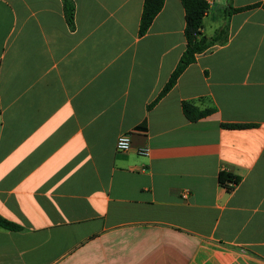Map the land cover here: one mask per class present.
Returning <instances> with one entry per match:
<instances>
[{
  "label": "crops",
  "instance_id": "obj_1",
  "mask_svg": "<svg viewBox=\"0 0 264 264\" xmlns=\"http://www.w3.org/2000/svg\"><path fill=\"white\" fill-rule=\"evenodd\" d=\"M72 1L68 24L62 0H0V216L20 225L0 264H264V9L211 0L201 32L226 40L148 109L185 48L181 0L142 35L143 0Z\"/></svg>",
  "mask_w": 264,
  "mask_h": 264
},
{
  "label": "trees",
  "instance_id": "obj_2",
  "mask_svg": "<svg viewBox=\"0 0 264 264\" xmlns=\"http://www.w3.org/2000/svg\"><path fill=\"white\" fill-rule=\"evenodd\" d=\"M226 12L241 11L249 7L261 6L264 9V1L258 2L249 6L235 8L231 5V0H226ZM164 3V0H143L142 11L140 15V21L138 26V33L144 34L149 28L153 18L160 11ZM182 7L184 9V37L185 48L181 53L179 60L173 70L171 71L167 81L164 83L160 92L156 97L148 104V109L157 103L176 83L180 74L184 69L195 60V56L211 47L216 43H221L226 40V28L223 26L216 29L211 36L202 34L201 29L203 26V17L208 10V3L205 0H181ZM62 6L64 16L68 24H72L74 16V3L72 0H62ZM181 108L184 116L190 121H196L201 117L210 114L213 111L212 107L204 109L198 108L190 101H183ZM226 127H245L248 124H221ZM140 127H143L140 126ZM218 180L221 185H225L227 181L233 180L238 182V177L233 176L228 172L221 171L218 174ZM0 226L9 230L20 229V225L7 220L0 216Z\"/></svg>",
  "mask_w": 264,
  "mask_h": 264
},
{
  "label": "built area",
  "instance_id": "obj_3",
  "mask_svg": "<svg viewBox=\"0 0 264 264\" xmlns=\"http://www.w3.org/2000/svg\"><path fill=\"white\" fill-rule=\"evenodd\" d=\"M207 3H210L211 0H205ZM115 147L119 151H127L131 147L130 137L127 134H120L115 141ZM138 153L146 154L147 148H140ZM235 185L233 180H229L224 185L228 190L231 189ZM184 195V194H183Z\"/></svg>",
  "mask_w": 264,
  "mask_h": 264
}]
</instances>
